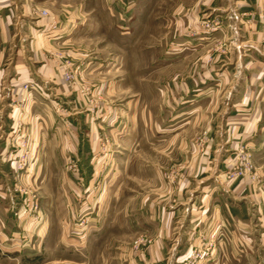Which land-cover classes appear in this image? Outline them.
<instances>
[{
	"label": "rangeland",
	"instance_id": "1",
	"mask_svg": "<svg viewBox=\"0 0 264 264\" xmlns=\"http://www.w3.org/2000/svg\"><path fill=\"white\" fill-rule=\"evenodd\" d=\"M42 1L60 18L48 37L74 59L70 83L80 89L49 93V104L35 112L37 142L22 134L0 139V264L134 263L153 239L155 203L162 194L173 200L183 177L185 157L177 152L191 138L197 151L204 146L210 104L202 92L186 91L193 78L181 74L186 63L177 51L185 45L177 50L183 35L173 23L177 10L199 0ZM3 105V117L32 111L25 101ZM96 130L93 151L76 157V137L90 142ZM256 146L240 145L226 179L251 174L243 166L249 155L264 170V142ZM186 212L177 241L183 248L169 264H264L257 236L242 227L238 237L195 230Z\"/></svg>",
	"mask_w": 264,
	"mask_h": 264
},
{
	"label": "crops",
	"instance_id": "2",
	"mask_svg": "<svg viewBox=\"0 0 264 264\" xmlns=\"http://www.w3.org/2000/svg\"><path fill=\"white\" fill-rule=\"evenodd\" d=\"M52 11L42 0H0V139L22 134L37 142L41 115L35 112L49 104V93L79 92V85L64 78L74 59L61 50L58 39L48 37L60 26ZM207 19L219 21L220 30L207 32L203 27ZM173 23L176 35H183L174 42L177 50L185 45L184 52L177 51V60L186 63L181 74L193 78L186 91L202 92L209 102L204 104H210L203 110L204 146L197 151L191 138L186 151L177 152L186 164L175 197L162 194L155 203L153 239L145 250L143 246L136 250L131 264H169L183 248L177 241L186 211L192 219L190 228L228 230L238 237L242 227L264 247V170L255 162L253 175L233 180L224 176L238 164L234 156L240 145L251 142L260 147L264 142V0H199L186 13L177 10ZM188 29L192 35L183 33ZM26 84L32 87L28 92L23 89ZM14 100L25 101L32 111L15 107L3 117V104ZM214 111L216 115L207 116ZM21 124L22 132L17 128ZM97 132L90 142L76 137V157L84 159L85 151H93ZM46 235L47 230L42 238Z\"/></svg>",
	"mask_w": 264,
	"mask_h": 264
},
{
	"label": "built area",
	"instance_id": "3",
	"mask_svg": "<svg viewBox=\"0 0 264 264\" xmlns=\"http://www.w3.org/2000/svg\"><path fill=\"white\" fill-rule=\"evenodd\" d=\"M43 14H46V13L43 12ZM203 27H204V29L207 32H216V31L220 30L221 25H220L219 21H217L215 19H213V20L207 19V20H205L203 22ZM64 78H65V80L67 82H70L73 79V72H72V70H70L69 68L66 69V71L64 73ZM23 89L26 92H28V91H30L32 89V87L29 86L28 84H26V85L23 86ZM248 158H249V156H248ZM248 158L244 157V159L246 161V163L243 164V166H244V173L250 172L252 174V171L254 169V166H253L252 162ZM235 175L238 176V170H237V172H236ZM242 175H243V173H242ZM146 243H151V240H146Z\"/></svg>",
	"mask_w": 264,
	"mask_h": 264
}]
</instances>
